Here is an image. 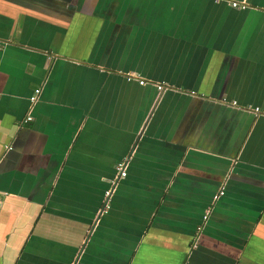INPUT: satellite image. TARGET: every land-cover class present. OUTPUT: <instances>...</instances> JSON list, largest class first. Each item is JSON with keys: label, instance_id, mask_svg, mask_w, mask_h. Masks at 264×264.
<instances>
[{"label": "crops", "instance_id": "1", "mask_svg": "<svg viewBox=\"0 0 264 264\" xmlns=\"http://www.w3.org/2000/svg\"><path fill=\"white\" fill-rule=\"evenodd\" d=\"M255 107L264 0H0V264H264Z\"/></svg>", "mask_w": 264, "mask_h": 264}, {"label": "built area", "instance_id": "2", "mask_svg": "<svg viewBox=\"0 0 264 264\" xmlns=\"http://www.w3.org/2000/svg\"><path fill=\"white\" fill-rule=\"evenodd\" d=\"M232 4H233L234 6H239V3H238L237 1H233ZM242 7H245V6L242 5ZM140 83L143 84L144 81L142 80V81H140ZM31 100H32V102L36 101V100H37V96L34 95V96L31 98ZM253 111H254L256 114H264V108L255 107V108L253 109ZM31 120H32V117H31V116H28V117L25 119V122H29V121H31ZM116 169L118 170L119 175H120L121 177L126 176L127 172H126V167H125V162H124V161H120V162H118V164H117V166H116ZM111 193H112V190H111V189L108 190V191H106V196L109 197V196L111 195ZM219 194H223V191L221 190ZM216 197H217V196H216Z\"/></svg>", "mask_w": 264, "mask_h": 264}]
</instances>
